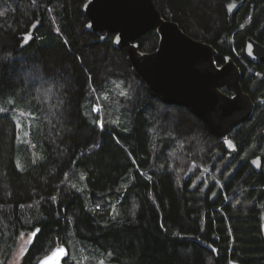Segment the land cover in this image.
Here are the masks:
<instances>
[{
	"label": "trees",
	"instance_id": "1",
	"mask_svg": "<svg viewBox=\"0 0 264 264\" xmlns=\"http://www.w3.org/2000/svg\"><path fill=\"white\" fill-rule=\"evenodd\" d=\"M87 1L0 0V264L34 227L21 264L60 242L68 264H264V64L245 56L249 38L264 47V0H154L219 67H240L256 108L235 152L149 94L114 35L87 27ZM159 43L156 30L138 41Z\"/></svg>",
	"mask_w": 264,
	"mask_h": 264
},
{
	"label": "water",
	"instance_id": "2",
	"mask_svg": "<svg viewBox=\"0 0 264 264\" xmlns=\"http://www.w3.org/2000/svg\"><path fill=\"white\" fill-rule=\"evenodd\" d=\"M83 11L92 25L90 29L102 41L110 34L114 40L120 36L115 49L127 57L135 76L153 98L188 109L211 135L224 141L228 151L237 150L230 135L252 119L256 105L244 91L242 71L232 57L219 67L216 49L188 36L176 22L166 20L154 0H91ZM153 30L160 37L159 47L153 53H142L138 41ZM249 44L251 56L246 50ZM245 56L250 63L262 65L264 47L249 38ZM226 140H231L234 147L229 148ZM64 246L68 261L71 253Z\"/></svg>",
	"mask_w": 264,
	"mask_h": 264
},
{
	"label": "snow or ice",
	"instance_id": "3",
	"mask_svg": "<svg viewBox=\"0 0 264 264\" xmlns=\"http://www.w3.org/2000/svg\"><path fill=\"white\" fill-rule=\"evenodd\" d=\"M90 3H91V0H88V4H90ZM88 4H85L84 7L87 8ZM232 7H235V5L234 4L230 5V8H232ZM0 14H2V13H0ZM36 26H37L36 23H34L32 25V28H35ZM87 27L91 28L92 25L89 24V25H87ZM31 39H32L31 32H28V33L24 34V37H23L24 44H27ZM113 42L114 43H119L120 42V36L116 35L115 40ZM246 50H247L249 56L253 55V49H252V45L251 44H249L247 46ZM227 59L228 58H225V60H227ZM119 87L120 86L117 85V88H119ZM120 95L121 96H127V91L122 89L120 91ZM105 99H107V97H105ZM9 103H11V101H9ZM92 110L94 112H99L100 111V106L99 105H93ZM5 111H6V109L0 107V113L5 112ZM20 115L24 116L25 113L21 112ZM28 115H30V113ZM96 123L101 128H103V126H104L103 125V118L98 119L96 121ZM16 127H17V129H20L22 127V125H21V123L19 121L16 122ZM28 135L29 134L27 132H24V136L25 137L28 136ZM225 143L228 145L229 148L234 147L231 140H226ZM93 147H96V145H94ZM251 163L253 165L257 166V167H260V165H261L260 158L257 157L256 159L252 160ZM16 166H17V168L20 167L19 162H17ZM193 167H196L194 162H193ZM189 171H191V169H189ZM141 175H143V173H141ZM80 178L83 179V176H81ZM150 178L151 177H149V179ZM193 186H195V184H193ZM72 187H75V185H72ZM51 199L55 200L56 197L53 196ZM21 207H23V206H21ZM99 207H100V205L97 204L96 208L99 209ZM161 227L163 228L164 226L161 225ZM41 232H42V229L40 227H34L33 230L30 233H28V239H27L25 245H22L20 250H19V257L16 260V264H19V258H23L25 253L28 251V247H27L28 245H32L34 243V241L35 242H39L38 241V234H40ZM24 235L25 234L23 232L20 233L21 239H23ZM173 235L180 236L181 234L179 232H176V233H173ZM212 251L215 252L216 250L212 249ZM68 255H69V253H68V250L65 248L64 243L60 242V243H57L56 245H54L50 250H48L46 252V254L41 259H39L38 264H62V261H63V264H68V261L65 259ZM108 255L111 256V253H108ZM72 259L75 260V257L73 256ZM99 264H104V261L100 260Z\"/></svg>",
	"mask_w": 264,
	"mask_h": 264
},
{
	"label": "rangeland",
	"instance_id": "4",
	"mask_svg": "<svg viewBox=\"0 0 264 264\" xmlns=\"http://www.w3.org/2000/svg\"><path fill=\"white\" fill-rule=\"evenodd\" d=\"M260 161H261V159H260ZM19 165H20V168H22V165L21 164H19ZM27 239H28V235H25L23 237V239L20 240V242H19V244H18V246L16 248L15 253L12 255V257L8 261V264H16V260L19 257V250H20L22 245H25ZM21 263H22V258H19V264H21ZM73 264H76V262L73 263Z\"/></svg>",
	"mask_w": 264,
	"mask_h": 264
}]
</instances>
